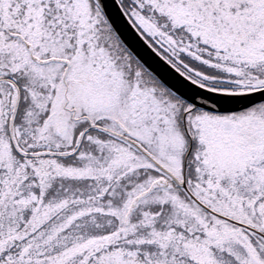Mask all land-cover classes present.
Listing matches in <instances>:
<instances>
[{
	"label": "snow or ice",
	"instance_id": "6c2138e0",
	"mask_svg": "<svg viewBox=\"0 0 264 264\" xmlns=\"http://www.w3.org/2000/svg\"><path fill=\"white\" fill-rule=\"evenodd\" d=\"M0 264H264V0H0Z\"/></svg>",
	"mask_w": 264,
	"mask_h": 264
}]
</instances>
